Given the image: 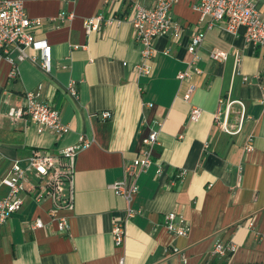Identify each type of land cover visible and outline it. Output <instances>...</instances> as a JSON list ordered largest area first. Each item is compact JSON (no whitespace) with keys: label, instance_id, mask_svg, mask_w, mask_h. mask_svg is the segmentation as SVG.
Here are the masks:
<instances>
[{"label":"crops","instance_id":"0c3cea01","mask_svg":"<svg viewBox=\"0 0 264 264\" xmlns=\"http://www.w3.org/2000/svg\"><path fill=\"white\" fill-rule=\"evenodd\" d=\"M21 1L28 17L42 21L31 31L51 46L52 69L46 73L32 50L37 62L18 63L15 76L10 64L0 61V198L8 193L1 179L15 161L26 167L34 151L58 156L81 136L91 143L77 153L72 185L66 181L61 192L65 200L72 195V207L58 201L66 233L57 231L49 215L54 202L44 191L45 180L27 171L22 207L0 225V264H118L121 256L124 264H264V48L247 45L243 28L236 35L218 26L206 29L208 19L201 21L192 8L197 0H178L172 8L178 35L171 30L154 39L151 73L138 76L134 66L141 46L130 24L133 4L153 0ZM257 5L264 13V0ZM61 12L73 17L52 20ZM95 15L112 20L86 34L83 21ZM198 29L205 31L198 50L202 73L192 78L197 88L185 100L186 84L176 75ZM214 48L228 58L212 60ZM38 85L41 100L70 128L63 136L38 133L27 117L10 115ZM222 96L243 104L246 117L236 133L213 122ZM191 105L202 110L195 122L189 118ZM240 110L238 104L230 108L231 129ZM104 111L111 113L108 119ZM155 128L153 163L138 177L131 204L136 213L125 224L124 244L116 247L111 226L123 219L126 203L109 185ZM247 143L251 151H245ZM180 170L186 172L182 179L176 177ZM171 211L189 223L186 236L164 228L163 216ZM37 218L43 227L32 228ZM216 241L233 242L236 250L213 254Z\"/></svg>","mask_w":264,"mask_h":264},{"label":"built area","instance_id":"2783aa9c","mask_svg":"<svg viewBox=\"0 0 264 264\" xmlns=\"http://www.w3.org/2000/svg\"><path fill=\"white\" fill-rule=\"evenodd\" d=\"M177 1L153 0L150 5H143L138 2L133 4L130 24L134 31V39L141 46L139 61L134 66L138 76H149L151 73V60L155 55L154 39L166 35L171 30H174L176 36L178 35L180 24L172 16V8ZM192 8L198 12L201 21L205 18L208 19L206 29L218 26L224 31L236 35L239 28H243V37L247 45L264 48V13L258 7L257 0H197ZM72 17V13L61 12L52 20L63 22ZM111 20H105L101 15L87 17L83 21L84 30L86 34L96 32L101 28L103 22L109 23ZM41 23L40 18L28 17L21 0H0V61L5 60L10 64L12 76L16 75L18 63L24 60L37 62L35 55L31 54L30 50L39 53V65L46 73L51 72V46L46 40L34 38L31 31L32 27L39 26ZM204 35L205 31L198 29L191 37L187 46L189 58L184 68L179 70L176 75L180 82L186 84V90L183 94L185 100H189L197 88V84L192 81V78L202 73L199 66L198 50ZM209 57L214 61L223 62L228 58V53L214 48L209 52ZM62 67H64L63 64ZM68 88L72 94H76L74 82L68 84ZM40 90L41 86L38 85L36 89L26 91L23 96V105L12 109L10 115L17 118L27 117L29 121L34 123L38 133L48 131L53 132L58 137L63 136L70 128L62 122L58 110L41 100ZM218 103V109L213 116L214 124L221 131L229 134L240 131L246 117L242 102L232 100L228 96H222ZM233 104H238L241 108L235 129H231L228 124V116ZM147 105L150 106L151 104L148 103ZM201 113L202 110L199 107L190 106L189 118L191 121H197ZM110 116L109 111L102 112L104 119H108ZM158 132L159 128L150 129L138 154L123 164L122 175L109 185L126 203L123 219L114 221L111 226V236L116 247L124 244L125 224L136 213L131 204L138 191L137 180L139 175L153 163V152L158 145ZM90 143L91 140L81 136L75 144L63 148L58 156L45 151H34L26 167L15 161L8 175L1 179V183L8 187V193L0 198V225L8 221L11 215L22 207V194L26 190L25 184L29 170L41 181L45 180L44 191L54 202L49 215L56 222L57 231L66 233L68 223L64 217L58 215L60 207L58 201L61 200L67 207H72V195L65 200L61 198V192L66 181L70 187L72 185V167L77 153L88 147ZM251 150V144L247 143L245 151ZM161 172L162 169L158 167L156 175H160ZM185 173V170H180L176 177L182 179ZM163 226L174 236H186L190 231V225L182 214L173 211L164 214ZM31 227H43V222L37 218L31 223ZM235 250L236 245L233 242L216 241L212 253L224 255L233 253ZM118 264H124V256L118 259Z\"/></svg>","mask_w":264,"mask_h":264}]
</instances>
